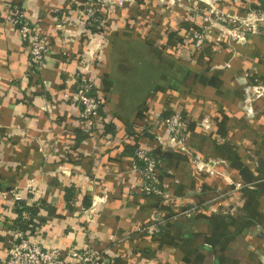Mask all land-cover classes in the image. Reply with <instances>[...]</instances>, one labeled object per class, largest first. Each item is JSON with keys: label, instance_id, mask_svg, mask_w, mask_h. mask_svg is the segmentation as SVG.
Returning a JSON list of instances; mask_svg holds the SVG:
<instances>
[{"label": "crops", "instance_id": "obj_1", "mask_svg": "<svg viewBox=\"0 0 264 264\" xmlns=\"http://www.w3.org/2000/svg\"><path fill=\"white\" fill-rule=\"evenodd\" d=\"M229 1L234 10L238 0ZM12 2L50 41L39 66L29 64L25 43L5 18ZM82 2L0 0V260L21 216L30 220V240L62 250L91 243L104 264H263L262 27L247 34L239 54L226 55L233 69L218 73L220 80L204 85L197 77L192 91L176 92L171 84L179 76L148 71L153 35L136 37L132 21L123 19L136 12L135 2L110 4L94 62L104 104L90 134L75 86L99 26L78 19ZM168 93L188 120L177 149L161 146L156 136L166 131L152 124L173 108ZM140 144L158 155L153 180L136 167ZM15 193L36 214L18 213ZM156 218L164 221L158 233L137 231Z\"/></svg>", "mask_w": 264, "mask_h": 264}, {"label": "rangeland", "instance_id": "obj_2", "mask_svg": "<svg viewBox=\"0 0 264 264\" xmlns=\"http://www.w3.org/2000/svg\"><path fill=\"white\" fill-rule=\"evenodd\" d=\"M125 2H135L137 7L136 12L134 11L128 18H123L126 19L125 23L132 21V27H136V37L148 39L153 35L154 66L148 65V71L153 72L156 78L161 76L158 72H166L161 70H167L166 73L172 77L179 76V80L173 79L171 84L176 92L185 89L192 91L197 77L199 83L204 81L201 83L204 85H210L209 81L214 82L216 78L217 81L220 80L218 73L233 69L226 55L239 54L242 43L247 40V34L259 33L261 30L258 29L259 26L264 31L262 20L257 19L258 11L251 6L250 0L246 1L244 7L245 4L238 0L234 10L230 9L233 4L229 0ZM108 15L109 11L104 17L105 35L109 30ZM138 21L141 25L136 26ZM172 31H175L174 35L167 38L168 33ZM246 70L253 68L249 67ZM239 76L234 78L236 83L238 80L242 81L241 78L237 79ZM167 96L165 101L169 102L168 99H171L174 111H178L177 101L172 99L174 95L168 93Z\"/></svg>", "mask_w": 264, "mask_h": 264}, {"label": "built area", "instance_id": "obj_3", "mask_svg": "<svg viewBox=\"0 0 264 264\" xmlns=\"http://www.w3.org/2000/svg\"><path fill=\"white\" fill-rule=\"evenodd\" d=\"M127 0H83L78 9V19L82 23L88 24L90 18L98 17L97 43L93 50H88V57L82 58L78 66V82L75 86V102L79 107V117L81 123L88 133H94L100 121L104 99L100 93L98 85V73L95 70V60L98 53L103 50L102 41L106 38L104 29L105 14L110 9V4H125ZM255 6L264 3V0H253ZM257 10L264 27V11ZM256 14V13H254ZM7 22L13 25L26 45L29 64L39 66L48 52L50 41L48 37L40 32L37 26L26 16L21 4L12 2L5 11ZM264 29V28H263ZM154 125L162 126L166 131L165 137L156 136L159 144L172 149L184 146L187 134L186 118L179 111H174L164 117H159L152 121ZM151 130V127L149 128ZM137 168L141 175L147 180H153V175L158 164V159L146 144H140L135 148ZM236 187L241 183L229 181ZM32 185L29 184V187ZM33 186L29 188L32 190ZM15 200H21L19 193L14 194ZM24 218H28L23 213ZM164 223L161 218L141 225L137 231L149 236L159 232L160 226ZM264 264V258L262 257ZM0 264H104L101 251L95 245L89 243L82 247H75L69 250H62L57 247L47 248L38 242L29 239L27 232L15 226L9 229V244L5 257L0 260Z\"/></svg>", "mask_w": 264, "mask_h": 264}, {"label": "trees", "instance_id": "obj_4", "mask_svg": "<svg viewBox=\"0 0 264 264\" xmlns=\"http://www.w3.org/2000/svg\"><path fill=\"white\" fill-rule=\"evenodd\" d=\"M240 1H241L243 4H245V5H243V7H244V6H246V3H247L246 1H248V0H240ZM250 1H251V3H252L251 6H254V7L259 8V9H261L262 11H264V3L255 6L253 0H250ZM233 3H234V2H233ZM234 5H237V2H235ZM87 25H88V27L91 28L92 30L96 29V26L99 25V24H98V17H96L95 19H94V18H90V19H89V22H88ZM174 33H175V31L169 32L168 35H167V38H170V36L174 35ZM263 33H264V32H263ZM147 68H148V66H147ZM168 103H169V102H168ZM174 110H175V109H173V108L163 109V110L161 111L160 117H164V116H166V115H169L170 113L174 112ZM179 112H181V114L185 117V114H184V112H183L182 110H179ZM185 118H186V117H185ZM186 121L188 122L187 118H186ZM144 134L146 135L147 133H144ZM136 146H137V145H136ZM136 146H135V147H136ZM153 155L158 159V155H157L156 152L153 153ZM158 160H159V159H158ZM158 164H159V163H158ZM158 164H157V166H158ZM157 166H156V168H157ZM16 210H17L18 213H20V214H21V212H22L23 210H25V211L28 212V214H29L30 216L36 214V212H37L36 207L25 205L24 202L22 201V199L17 201V203H16ZM28 223H30V220L26 221V220L22 219V217L20 216L19 218H17V220H15L14 222H12V224L10 225L9 228H12V227L17 226V227H19V228L22 229V230H26V229L28 228Z\"/></svg>", "mask_w": 264, "mask_h": 264}]
</instances>
